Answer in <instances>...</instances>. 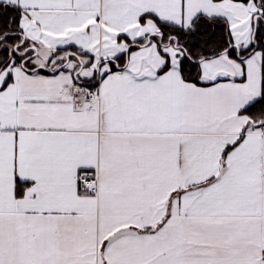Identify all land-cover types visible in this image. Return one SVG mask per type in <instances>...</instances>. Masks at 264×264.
I'll use <instances>...</instances> for the list:
<instances>
[{"label":"snow or ice","instance_id":"obj_1","mask_svg":"<svg viewBox=\"0 0 264 264\" xmlns=\"http://www.w3.org/2000/svg\"><path fill=\"white\" fill-rule=\"evenodd\" d=\"M0 264H264V0H0Z\"/></svg>","mask_w":264,"mask_h":264}]
</instances>
